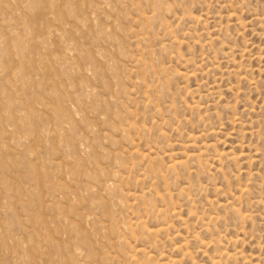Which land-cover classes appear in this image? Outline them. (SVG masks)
Masks as SVG:
<instances>
[{
    "label": "rangeland",
    "instance_id": "374dc122",
    "mask_svg": "<svg viewBox=\"0 0 264 264\" xmlns=\"http://www.w3.org/2000/svg\"><path fill=\"white\" fill-rule=\"evenodd\" d=\"M0 264H264V0H0Z\"/></svg>",
    "mask_w": 264,
    "mask_h": 264
},
{
    "label": "bare ground",
    "instance_id": "6f19581e",
    "mask_svg": "<svg viewBox=\"0 0 264 264\" xmlns=\"http://www.w3.org/2000/svg\"><path fill=\"white\" fill-rule=\"evenodd\" d=\"M72 226H73V225H72ZM72 226H71V227H72Z\"/></svg>",
    "mask_w": 264,
    "mask_h": 264
}]
</instances>
